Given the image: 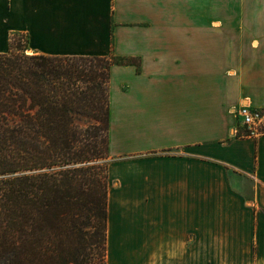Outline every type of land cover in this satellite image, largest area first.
<instances>
[{
	"label": "crops",
	"instance_id": "1",
	"mask_svg": "<svg viewBox=\"0 0 264 264\" xmlns=\"http://www.w3.org/2000/svg\"><path fill=\"white\" fill-rule=\"evenodd\" d=\"M136 57L110 81L107 264H264V0H0V52Z\"/></svg>",
	"mask_w": 264,
	"mask_h": 264
},
{
	"label": "trees",
	"instance_id": "2",
	"mask_svg": "<svg viewBox=\"0 0 264 264\" xmlns=\"http://www.w3.org/2000/svg\"><path fill=\"white\" fill-rule=\"evenodd\" d=\"M28 49L0 52V264H107L111 70L139 60Z\"/></svg>",
	"mask_w": 264,
	"mask_h": 264
},
{
	"label": "built area",
	"instance_id": "3",
	"mask_svg": "<svg viewBox=\"0 0 264 264\" xmlns=\"http://www.w3.org/2000/svg\"><path fill=\"white\" fill-rule=\"evenodd\" d=\"M238 113L241 117V135L250 136L264 133V107L254 108L242 105Z\"/></svg>",
	"mask_w": 264,
	"mask_h": 264
},
{
	"label": "rangeland",
	"instance_id": "4",
	"mask_svg": "<svg viewBox=\"0 0 264 264\" xmlns=\"http://www.w3.org/2000/svg\"><path fill=\"white\" fill-rule=\"evenodd\" d=\"M21 42H23L22 38L20 39ZM241 129V128H240ZM108 160V159H107Z\"/></svg>",
	"mask_w": 264,
	"mask_h": 264
}]
</instances>
